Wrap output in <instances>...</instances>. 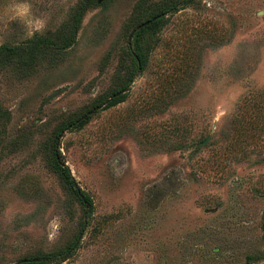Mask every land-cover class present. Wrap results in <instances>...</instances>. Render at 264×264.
<instances>
[{"label": "rangeland", "instance_id": "1", "mask_svg": "<svg viewBox=\"0 0 264 264\" xmlns=\"http://www.w3.org/2000/svg\"><path fill=\"white\" fill-rule=\"evenodd\" d=\"M85 1L0 0V44L58 41ZM171 2L93 0L68 47L0 61V264L72 242L52 264H264V0L179 3L142 33L146 66L115 93L130 32ZM241 106L253 122L237 134Z\"/></svg>", "mask_w": 264, "mask_h": 264}, {"label": "trees", "instance_id": "2", "mask_svg": "<svg viewBox=\"0 0 264 264\" xmlns=\"http://www.w3.org/2000/svg\"><path fill=\"white\" fill-rule=\"evenodd\" d=\"M93 0H86L85 2L79 4L75 11L73 12V15L71 16L70 20L66 24V29L63 30L60 39L57 41L52 38L51 34H45V35H34L27 39V45L26 48L19 47L18 44H8V43H2L0 44V61L9 59L15 62L17 65L22 67H30L36 62V59L38 55L42 52L43 49H63L71 45L75 38V33L79 27L80 19L86 8L90 3H92ZM195 0H172L170 4L165 6L163 9H161L159 12L155 13L154 15L146 18L145 20L141 21L139 24L143 23L144 21H149L146 25H143L141 28L135 30L134 32L131 31L132 37L130 40V43H128V53L131 57L132 66L128 73V75L125 78L124 84L121 86L120 89L116 90L122 91L123 88L127 87L135 78L136 74L140 71H142L147 63L148 53L150 52L151 46L148 45L147 42L144 41V39L141 37L142 33L149 29L150 27L155 26L158 24L162 18L164 13L166 12H175L179 10V3H189ZM190 70V65H187V63H184V66L182 68V72L179 74H176L173 77V80L171 82V87L173 91L178 89L182 84H178V81L180 82H187L188 75L190 74L188 71ZM172 97V96H171ZM116 98H114L112 101L109 102V105L115 101ZM100 104L102 101L99 102ZM243 106H241V109H239V112H237V115L235 118L232 119L231 123L233 125V130L235 133L239 134L240 132L246 129V124L253 122L252 119L245 120ZM87 117L85 114L81 117V121H85ZM254 119V118H253ZM62 129L58 131L55 138L59 136ZM236 134H233V142L230 144V147L227 148L228 151H231L232 145L234 141H236ZM61 155V152L58 148L56 150L54 149V167L56 171L58 172L61 179L64 181V183L68 186L71 193L74 195V197L80 202V204L83 207V211L86 215V217H89L93 210H94V204L93 200L88 192H86L84 189H82L78 183L75 181V179L71 176L69 169L67 166L63 164L62 161H60L59 157ZM86 220L82 223V228L85 224ZM262 235L264 238V220L262 221ZM75 242L70 243L66 247L57 250L52 251L48 253H44L41 255H37L32 258H24L19 260L16 264H34V263H40V264H52L55 262H59L70 256L74 249H75Z\"/></svg>", "mask_w": 264, "mask_h": 264}, {"label": "water", "instance_id": "3", "mask_svg": "<svg viewBox=\"0 0 264 264\" xmlns=\"http://www.w3.org/2000/svg\"><path fill=\"white\" fill-rule=\"evenodd\" d=\"M148 22H149V21H145V22L139 24V25L136 27V29L133 30V32H134L135 30L141 28L143 25H146ZM133 32H132V33H133ZM132 33H131V34L129 35V37H128V39H129V43H130V39H131V37H132ZM64 90H65V88H62V89H59V90H56V91L52 92L51 94H49V95L46 96V98L44 99V101H43L42 103H45V102H47L48 100H50V99L56 97L58 94L62 93Z\"/></svg>", "mask_w": 264, "mask_h": 264}, {"label": "flooded vegetation", "instance_id": "4", "mask_svg": "<svg viewBox=\"0 0 264 264\" xmlns=\"http://www.w3.org/2000/svg\"><path fill=\"white\" fill-rule=\"evenodd\" d=\"M131 40V39H130Z\"/></svg>", "mask_w": 264, "mask_h": 264}]
</instances>
